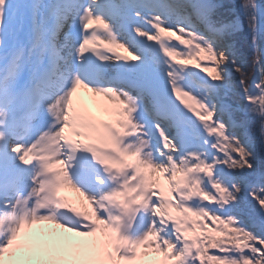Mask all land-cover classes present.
<instances>
[{"label": "snow or ice", "instance_id": "6c2138e0", "mask_svg": "<svg viewBox=\"0 0 264 264\" xmlns=\"http://www.w3.org/2000/svg\"><path fill=\"white\" fill-rule=\"evenodd\" d=\"M242 9L255 44L264 11ZM213 11L208 0H0V264H264V172L249 180L248 135L214 102L239 73L264 139V80L248 85L221 44L238 22L217 27ZM203 53L216 83L195 92L188 64Z\"/></svg>", "mask_w": 264, "mask_h": 264}, {"label": "trees", "instance_id": "16d2710c", "mask_svg": "<svg viewBox=\"0 0 264 264\" xmlns=\"http://www.w3.org/2000/svg\"><path fill=\"white\" fill-rule=\"evenodd\" d=\"M219 1H221V7L213 11L211 19L217 27L223 24H230L234 19L240 21V27L230 34H225L222 37L221 44L231 46L233 52L232 58L235 59L237 64L242 67L243 71L248 74L247 83L252 87L253 78H255L256 83L264 80V75H262L264 63L258 64L255 69L252 67L254 56H264V33L260 34L258 41L254 44L252 34L248 27V21L241 6L244 0ZM255 2L260 7L261 11H264V0H255ZM261 23L264 24V20H262ZM201 30H203V26H201ZM198 59L203 60V63L199 64L196 60H193L188 64V68L191 73L194 74L190 76L189 84L192 88H195L197 92H200L203 81L216 83L212 81V75H215L212 71L215 67V61L211 60L207 53H203ZM239 79L240 74L233 72L230 81L231 86L221 90L214 102L224 108L225 120L231 117L237 125H242V128L236 129L237 132H241L242 134L247 133L248 143L250 144L249 150L253 151L255 154L256 159L254 164L257 169V173L249 177V180H256L258 179V174L264 172V139L261 138L259 121L256 117L246 114L245 111H243L247 106V102L240 94ZM252 90L255 91V88ZM240 211L245 217L250 215L256 219L257 222L259 221L258 210L255 208L254 204L244 202L241 204Z\"/></svg>", "mask_w": 264, "mask_h": 264}, {"label": "bare ground", "instance_id": "6f19581e", "mask_svg": "<svg viewBox=\"0 0 264 264\" xmlns=\"http://www.w3.org/2000/svg\"><path fill=\"white\" fill-rule=\"evenodd\" d=\"M99 45V44H98ZM102 46V45H100ZM97 50L99 51H104L101 47H98ZM78 94L81 95L85 100L88 101L89 106L93 107V110L95 111V107L92 105L91 100L89 99L90 95L89 93H87L85 90H78ZM65 194V197L72 203L76 204L77 206H81L86 210H90L88 209V206L86 205V202L83 200V197H80L78 193L74 192L71 188L69 187H65L62 188ZM54 227V226H52Z\"/></svg>", "mask_w": 264, "mask_h": 264}, {"label": "rangeland", "instance_id": "374dc122", "mask_svg": "<svg viewBox=\"0 0 264 264\" xmlns=\"http://www.w3.org/2000/svg\"><path fill=\"white\" fill-rule=\"evenodd\" d=\"M210 1L211 0H208V3H210ZM233 1H239V0H233ZM243 5V4H242ZM241 5V6H242ZM232 22H238V28L240 27V21L238 20V19H234ZM231 22V23H232ZM230 23V24H231ZM237 28V29H238ZM236 29V30H237ZM173 43H178V42H176V41H173ZM116 54H119V55H127V53L123 50V49H121V48H114L113 50H112V52H110L109 53V55H113V56H115ZM199 62H202V61H199ZM255 91H259L258 89H255ZM195 118V117H194ZM86 210V209H85Z\"/></svg>", "mask_w": 264, "mask_h": 264}]
</instances>
